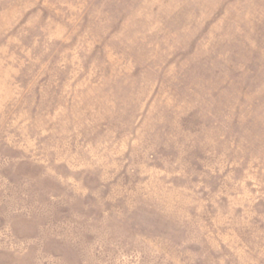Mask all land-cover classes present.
<instances>
[{
  "label": "rangeland",
  "instance_id": "1",
  "mask_svg": "<svg viewBox=\"0 0 264 264\" xmlns=\"http://www.w3.org/2000/svg\"><path fill=\"white\" fill-rule=\"evenodd\" d=\"M0 264H264V0H0Z\"/></svg>",
  "mask_w": 264,
  "mask_h": 264
}]
</instances>
